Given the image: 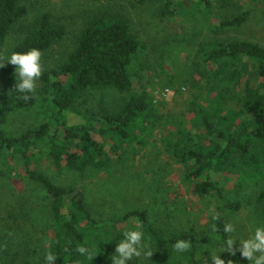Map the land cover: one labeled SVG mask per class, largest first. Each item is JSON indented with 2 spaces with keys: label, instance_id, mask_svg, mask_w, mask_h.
<instances>
[{
  "label": "trees",
  "instance_id": "16d2710c",
  "mask_svg": "<svg viewBox=\"0 0 264 264\" xmlns=\"http://www.w3.org/2000/svg\"><path fill=\"white\" fill-rule=\"evenodd\" d=\"M26 1L0 0V56L6 58L12 51L36 47L42 52L43 67L46 52L59 44L67 32L66 25L47 12L25 25L24 37L10 52L4 51L13 26L28 14ZM184 1L196 3V9L203 12H214L216 7L225 9L232 2L167 0L161 16L173 17ZM246 1L248 5H237L233 14L213 17L212 30L223 32L240 27L251 19L256 5H264V0ZM144 49L128 17L109 11L90 17L65 60L42 71L44 118L19 136L8 134L10 115L37 105L39 96L35 91L20 93L14 88L15 65L5 62L0 67L9 85L8 95L0 101V163L16 160L24 174L39 183L48 202L51 231L45 256L32 261L30 249L22 257L2 247L0 264H15L17 259L25 264H48V254L56 258L54 264H112L109 252L120 240L116 232L134 218L140 221L146 251L153 253L150 258L144 255L139 264H205L209 248L231 251L227 250L231 237L223 231L224 225L232 214L251 203L226 200L221 175L237 177L239 182L245 177H264V45L248 39L210 41L201 55L205 68L200 75L205 82L200 83L202 92L194 98L193 114L189 119L177 120L158 113L162 101H156L154 95L145 90L133 93L136 83L132 67ZM250 70L255 72V79ZM94 90H113L127 96L118 108L104 107L84 122L69 124L65 112L83 115L79 101ZM159 130L165 151L186 169L184 178L193 193L218 199L217 212L212 215L214 225L206 239L188 229L161 232L143 210H130L111 219L106 228L100 227L81 189L57 184L37 169L45 156L56 169L82 175L109 170L114 164L135 159ZM257 201L264 217V184ZM179 240H185L190 247L177 251L174 245ZM205 242L208 249L203 246ZM81 246L88 252L81 254Z\"/></svg>",
  "mask_w": 264,
  "mask_h": 264
},
{
  "label": "rangeland",
  "instance_id": "374dc122",
  "mask_svg": "<svg viewBox=\"0 0 264 264\" xmlns=\"http://www.w3.org/2000/svg\"><path fill=\"white\" fill-rule=\"evenodd\" d=\"M166 1L144 0L132 4L131 0H27L28 14L13 26L4 51L10 52L24 37L25 25L47 12L65 24L67 30L63 40L45 54L42 71L53 68L74 49L77 36L90 17L106 11L122 14L129 18L132 30L145 45L132 67L136 83L133 93L140 94L145 90L153 95L156 88L168 86L172 93L158 105V113L165 114L171 120L189 119L193 114L194 98L201 94L200 86L205 82L200 75L205 68L201 58L204 47L217 39H248L264 45V5H256L253 16L242 26L222 32L210 27L215 20L213 17L235 13L240 4L244 7L248 5L246 0H232L229 7H216L214 12L198 11L196 3L184 1L183 8L168 19L161 16V8ZM249 74L255 79L253 70ZM42 87L39 77L34 89L39 96L37 105L11 113L7 124L10 136H19L42 122L45 115L41 109ZM8 93V82L0 74V101ZM125 96L127 94L113 90L86 93L79 101V109L86 116L67 111V122L81 123L92 114L100 113L104 107L110 110L118 108ZM159 139L160 130L155 132L149 146L135 159L114 164L109 170L89 171L82 175L56 169L45 156L39 161L37 169L57 184L81 189L100 227L106 228L111 219L130 210H143L161 232L170 234L188 229L206 239L214 225L212 215L217 212L218 199L201 198L193 193L184 178L186 169L178 166L176 159L165 151ZM6 162L7 159L0 163V248H7L11 254L18 252L22 257L26 255V249H30L29 258L37 261V256H45L49 245L48 202L39 183L27 177L16 160ZM221 180L226 188V200L251 203L229 217V223L235 226V231L230 233L231 239L239 238L242 241L251 235L254 224L264 223L262 205L257 201L264 177H245L239 182L237 177L222 174ZM119 227L116 235L122 239L123 232L139 230L140 221L134 218ZM207 245L205 242L204 248L208 249ZM115 248L110 250V257L115 254ZM145 250L142 249L141 256H133L127 264H134L137 258L135 264L138 263L144 258ZM211 253H218L225 264H249L240 251L239 240L233 242L232 250L228 253L209 248L205 264H213ZM15 264L25 263L17 259Z\"/></svg>",
  "mask_w": 264,
  "mask_h": 264
},
{
  "label": "clouds",
  "instance_id": "9594fccd",
  "mask_svg": "<svg viewBox=\"0 0 264 264\" xmlns=\"http://www.w3.org/2000/svg\"><path fill=\"white\" fill-rule=\"evenodd\" d=\"M42 52L39 48L32 47L25 51H12L6 58L0 56V67L5 62H10L15 65V89L20 93H31L36 86V80L42 75L41 65ZM18 77V79H17ZM28 98V97H23ZM223 231L225 233H233L235 226L232 223H225ZM122 239L116 243L115 254L112 255V264H127L133 256L139 257L142 254V249H146L143 244V233L140 230H128L123 232ZM239 240V247L242 255L247 258L249 264H264V223H256L252 226L251 235L242 241L239 238L230 239L228 241V249L232 250L233 242ZM177 251H184L190 247V244L185 240L175 242ZM81 254H85L88 250L81 246L78 248ZM153 253L143 251V255L150 258ZM90 255V254H89ZM91 258V255H90ZM55 257L52 254L46 255L48 264H54ZM213 264H225V260L220 255L211 253Z\"/></svg>",
  "mask_w": 264,
  "mask_h": 264
},
{
  "label": "built area",
  "instance_id": "2783aa9c",
  "mask_svg": "<svg viewBox=\"0 0 264 264\" xmlns=\"http://www.w3.org/2000/svg\"><path fill=\"white\" fill-rule=\"evenodd\" d=\"M156 101H164L172 93L170 87H158L153 91Z\"/></svg>",
  "mask_w": 264,
  "mask_h": 264
}]
</instances>
